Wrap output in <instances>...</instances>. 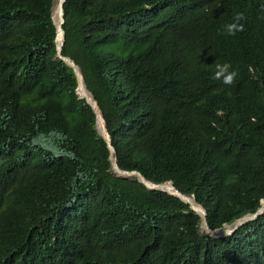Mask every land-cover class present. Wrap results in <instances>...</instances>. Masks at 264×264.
Wrapping results in <instances>:
<instances>
[{
  "label": "trees",
  "instance_id": "1",
  "mask_svg": "<svg viewBox=\"0 0 264 264\" xmlns=\"http://www.w3.org/2000/svg\"><path fill=\"white\" fill-rule=\"evenodd\" d=\"M52 4L0 0V240L13 264L221 260L232 237L200 236L186 202L112 170L96 114L57 55ZM63 9L61 53L81 69L121 168L189 192L197 168L175 173V156L214 147L225 171L196 188L197 200L250 183L264 191L259 0H64ZM237 13L244 30L225 34ZM224 63L238 73L233 85L214 79ZM22 193L33 196L26 213ZM229 219L208 214L211 226ZM233 236L260 241L255 223Z\"/></svg>",
  "mask_w": 264,
  "mask_h": 264
},
{
  "label": "clouds",
  "instance_id": "2",
  "mask_svg": "<svg viewBox=\"0 0 264 264\" xmlns=\"http://www.w3.org/2000/svg\"><path fill=\"white\" fill-rule=\"evenodd\" d=\"M54 3L55 0H53V4L51 7V16H52V9ZM259 8L261 13H264V0H259ZM63 14H64V9H63ZM243 19H244L243 13H237L232 23L221 24L225 34L234 36L237 32L243 31L244 25L240 23V21ZM52 20L54 22L53 16H52ZM63 22H64V18H63ZM57 31L58 30L56 27V36H55L56 49L58 43ZM60 31H62L61 34L63 33L64 36L63 27L62 29H60ZM61 55L63 54L61 53ZM231 67L232 66L230 63L217 64L216 71L214 74V79L221 80L226 85H233L236 81V77L238 76V73L235 70H230ZM78 95L80 97H83L79 93ZM253 122H255L254 119ZM96 127L98 132L101 134V129L98 126L97 117H96ZM220 151L221 150H218L214 147H210L205 149H199L195 151L194 155H192L190 151H181L175 156V165L173 168L175 173H178L181 168H186V167L197 168V171L193 173V177L195 178L194 181L197 183V185L192 191L189 192L180 190L173 183L172 179H167L163 181H154L149 178H146L141 173L140 170L135 168L126 169V170L139 171L143 175V177L149 180L148 182H154V184L156 183L162 187H155L156 184L154 186L149 187L147 184L142 182L139 179V177L134 173L129 172L126 175H119V176L135 175L137 179L141 181L148 189H161L167 191L168 193L178 196L180 199H182L184 202L187 203L189 209H191L193 213L198 217V221L196 223V232L200 236L219 238V239L224 237H232L229 243L228 252L222 257L221 260H219L216 256H212V255L203 257V260L207 264H264V250L263 248H261V245H264V217H262L264 215V191L262 189L257 188L256 186L250 183L247 187L243 188L240 191L231 192L230 195H225L223 190L220 193H217L214 196V198L207 203L201 202L196 198V194L194 191L196 190L197 187L201 188V185L203 183L208 182L211 178L216 176L217 173H219L221 170L225 171V166L218 159L220 155ZM114 152L111 150V161ZM116 162H117V155H116ZM111 168L115 172V174L118 175L116 171L113 169L112 165ZM32 198L33 196L27 193H22L17 196V199L22 201L25 213L29 210L31 206ZM209 213L216 215H225L230 217V219L221 222L217 226H211L208 221ZM12 215L13 212L11 210V212L6 213L4 216L10 221H13ZM249 223L256 224V231L259 233L260 236L259 244L243 240L239 236H233L239 230V228ZM175 224L178 228H185V229L187 228L186 223L179 218L175 221ZM202 225H204L207 228L206 231L202 230ZM2 243L3 241L0 240V264H13V261L16 257L15 252L13 251L6 252L2 246ZM86 264H108V263L95 260L92 262H87ZM128 264H138V263L135 260L131 259V261Z\"/></svg>",
  "mask_w": 264,
  "mask_h": 264
},
{
  "label": "water",
  "instance_id": "3",
  "mask_svg": "<svg viewBox=\"0 0 264 264\" xmlns=\"http://www.w3.org/2000/svg\"><path fill=\"white\" fill-rule=\"evenodd\" d=\"M63 1L64 0H60L59 3H60V7H61V24L63 23V8H62V5H63ZM60 29H62V26L60 27ZM57 33H59L57 31ZM60 37V41L57 43V53L58 55L64 59L74 70L77 78H78V87H82L83 85V73L81 71V69L79 68V66L76 64V62L74 61L73 58L69 57V56H64V55H61V47L63 45V42H64V36H63V33L59 35ZM83 97H85V99L91 104L94 112L96 113V117H97V121H100L102 123V127H101V134L102 136L105 138L108 146L110 147V149L114 152L115 149L111 143V139H110V136H109V133L107 131V127H106V123L104 121V118L102 116V113L98 107V103H97V100L95 99V97L91 94V95H81ZM111 165L113 167V169L116 171V173L118 175H126L127 173H134L136 174L139 179L144 182L145 184H147L149 187L150 186H154V182H148L149 180H147L145 177H143V175L139 172V171H135V170H126V169H122L120 168L118 165H117V162H116V154L115 152L113 153V158H112V161H111ZM155 187H162V186H159L158 184L155 185ZM177 194V193H176Z\"/></svg>",
  "mask_w": 264,
  "mask_h": 264
},
{
  "label": "bare ground",
  "instance_id": "4",
  "mask_svg": "<svg viewBox=\"0 0 264 264\" xmlns=\"http://www.w3.org/2000/svg\"><path fill=\"white\" fill-rule=\"evenodd\" d=\"M60 0H55V3L53 5V9H52V16H53V19H54V22L56 24V27H57V30H58V34H57V42L60 41V33L62 31H60V27H61V7H60V3H59ZM80 89H81V93H80ZM77 91L80 95H90V93L88 92V90L86 89L85 85H84V82H83V85L82 87H78L77 88ZM98 126L102 127V123L100 121H98ZM202 230L206 231L207 228L202 225ZM206 252L205 253H208L207 250H205Z\"/></svg>",
  "mask_w": 264,
  "mask_h": 264
}]
</instances>
